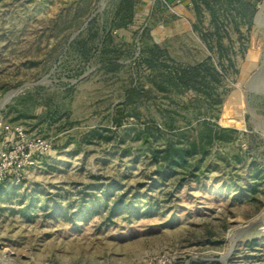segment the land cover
<instances>
[{
  "label": "rangeland",
  "instance_id": "rangeland-1",
  "mask_svg": "<svg viewBox=\"0 0 264 264\" xmlns=\"http://www.w3.org/2000/svg\"><path fill=\"white\" fill-rule=\"evenodd\" d=\"M150 1L0 0V116L51 143L0 183V264H264V0ZM204 61L212 88L177 78ZM181 130L213 143L159 180ZM102 185L138 210L78 215Z\"/></svg>",
  "mask_w": 264,
  "mask_h": 264
},
{
  "label": "trees",
  "instance_id": "trees-1",
  "mask_svg": "<svg viewBox=\"0 0 264 264\" xmlns=\"http://www.w3.org/2000/svg\"><path fill=\"white\" fill-rule=\"evenodd\" d=\"M125 3L127 4V10L124 16L130 19L133 15L132 4L130 2ZM87 42V40H83L74 45L75 41L71 40L68 43V47L74 49L76 52L84 54L88 50ZM217 45L221 52L223 48L219 43ZM150 63L152 64L153 62ZM218 77L219 73L207 61L189 67L186 70H182L177 76L180 81L186 79L191 87H194V83L199 82L206 88H212L210 86L211 82H219ZM198 78H200V80H198ZM123 111V104L115 108L116 116L113 118L114 124L120 125ZM94 133L92 136H97V133ZM213 140L214 135L211 134L210 131H208L205 136L197 135L186 130L176 132L172 140H168L163 148L152 153V159L156 166H158V179L165 180L167 177L174 174L181 175L178 177L180 181L187 180L189 177L191 178L195 175V171L199 169L200 161L207 150V145L212 144ZM245 183L250 189L252 188V184L248 178L245 179ZM101 189L103 193L102 198L95 200L93 197L90 206L84 205L87 207H84L85 209L83 208V204H80L78 211L80 214L78 215L86 217L93 212H99L100 214L104 209L108 213V216L117 212L131 213L138 210L137 202H139V200H137V198L140 196L130 197V192L115 193V188L110 185H102ZM83 196L84 195L81 196L80 202L84 201ZM151 209V205L147 207V211Z\"/></svg>",
  "mask_w": 264,
  "mask_h": 264
},
{
  "label": "built area",
  "instance_id": "built-area-1",
  "mask_svg": "<svg viewBox=\"0 0 264 264\" xmlns=\"http://www.w3.org/2000/svg\"><path fill=\"white\" fill-rule=\"evenodd\" d=\"M50 149L51 143L45 137L0 116V183L19 185L23 172L36 167Z\"/></svg>",
  "mask_w": 264,
  "mask_h": 264
},
{
  "label": "crops",
  "instance_id": "crops-1",
  "mask_svg": "<svg viewBox=\"0 0 264 264\" xmlns=\"http://www.w3.org/2000/svg\"><path fill=\"white\" fill-rule=\"evenodd\" d=\"M155 0H151L150 3H146L144 4L143 2H140L139 4H137V6H133V10H140L143 7H145L146 5H150L151 7L154 6V2ZM133 5V4H132ZM133 12V11H132ZM133 16V15H132Z\"/></svg>",
  "mask_w": 264,
  "mask_h": 264
},
{
  "label": "water",
  "instance_id": "water-1",
  "mask_svg": "<svg viewBox=\"0 0 264 264\" xmlns=\"http://www.w3.org/2000/svg\"><path fill=\"white\" fill-rule=\"evenodd\" d=\"M77 32H78V31H77ZM77 32H76V33H77ZM76 33H75V34H76ZM12 93H14V92H12ZM12 93H11V94H12ZM263 211H264V210H263ZM259 221H260V222H263V226L261 227V230L264 231V213L261 215V218H257L255 222H259ZM255 222H254V223H255ZM254 223H252V224H254ZM252 224H249L248 226H251Z\"/></svg>",
  "mask_w": 264,
  "mask_h": 264
}]
</instances>
